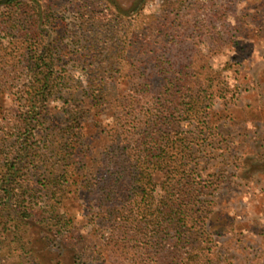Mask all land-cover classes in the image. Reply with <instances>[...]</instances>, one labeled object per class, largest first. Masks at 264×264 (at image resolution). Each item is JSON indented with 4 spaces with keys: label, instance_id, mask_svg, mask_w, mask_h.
<instances>
[{
    "label": "rangeland",
    "instance_id": "obj_1",
    "mask_svg": "<svg viewBox=\"0 0 264 264\" xmlns=\"http://www.w3.org/2000/svg\"><path fill=\"white\" fill-rule=\"evenodd\" d=\"M27 1L42 13L47 4L44 0ZM54 2L57 6L49 10L43 29L46 42L51 41L52 54L61 64L58 70L63 67L71 79L79 81L80 95L88 96L95 80L100 83L96 91L107 97V103L96 104L98 111L94 107L83 120L87 122L84 136L97 151H101L102 140L97 132L114 120H125L126 127L148 126L146 115L158 112L156 105L168 76L180 77L181 71L190 70L193 74L194 65L202 61L215 70L214 87L218 92L205 110L208 115L199 123L180 122L184 137H190L188 153L201 162L204 177L215 173L217 178V185L211 189L215 193L213 212L206 221L208 234L202 237L206 249L197 260L202 264H264V0ZM3 8L0 4V11ZM92 15L106 20L96 24ZM139 62L147 73L155 71L145 93L130 91V69ZM160 62L162 66H156ZM164 65L169 75L160 71ZM6 68L5 73L0 71V78L11 81L7 86L2 84L9 91L4 105L13 107V114L22 118V108L17 109L19 100L12 98H18L29 81L28 69L21 73L10 66ZM129 93L134 95L130 101L133 106L123 101ZM61 102L59 99L52 105L60 107ZM55 113L57 110L49 108L42 111L41 117L49 119ZM203 113L202 110L200 116ZM63 118V113L57 116L59 120ZM44 127L45 122L37 128ZM163 130L154 128L150 132L158 137ZM6 136L0 126V145ZM78 193L82 195L69 194L63 199L62 211L73 218L80 240H60L37 232L33 240L26 241L25 226L21 244L27 243L30 262L26 254L18 253L20 245L13 240L3 247L0 264H163L158 259L155 262L154 249L133 246V240L124 250H104L107 254L99 255L109 230L95 231L89 222L93 213L88 203L91 199L82 188ZM128 196L129 208L136 205V214L134 200L141 203V195L129 191ZM131 234L136 236L134 228ZM189 248L190 245L184 250ZM80 250L83 262L76 258ZM98 250L99 254L94 253Z\"/></svg>",
    "mask_w": 264,
    "mask_h": 264
},
{
    "label": "trees",
    "instance_id": "obj_2",
    "mask_svg": "<svg viewBox=\"0 0 264 264\" xmlns=\"http://www.w3.org/2000/svg\"><path fill=\"white\" fill-rule=\"evenodd\" d=\"M44 1L47 4L42 13L27 0H0L4 6L0 11V71L5 73L7 65L21 73L27 68L29 73L21 95L12 98L19 100L17 109L22 108V118L13 114V107L4 105L9 91L3 86L11 81L0 78V126L7 135L0 145V257L3 247L15 240L21 249L18 253L26 254L30 262L28 245L21 244L25 226L26 241L33 240L37 232L60 240H80L73 218L62 211V203L69 194L82 195L78 193L82 188L91 199V226L95 231L109 230L103 251L94 253L105 256V251L118 252L133 240V246L154 249L155 262L202 264L197 259L206 249L202 237L208 234L206 221L213 212L215 193L211 189L217 178L215 173L204 177L201 162L188 153L190 137H184L180 122L199 123L208 115L205 110L218 92L215 70L202 61L194 65L193 74L190 70L181 71L180 77L168 76L156 105L158 112L146 115L148 126L126 127L125 120H114L97 132L102 135L101 151H97L84 136L87 122L83 120L94 107L97 109L96 104L107 103V97L96 91L100 83L94 80L85 98L78 93L79 81L71 79L63 67L58 70L61 64L52 54L51 41L46 42L43 29L49 10L57 3ZM92 18L94 23L106 20ZM156 66H162L161 62ZM145 69L141 62L132 65L130 91H148L155 71L147 73ZM161 70L169 75L166 65ZM133 96L129 93L123 101L133 106ZM59 99L60 107L53 106ZM49 108L57 113L42 119V111ZM202 110L205 113L200 116ZM61 113L64 118L59 120ZM96 115L98 119L99 112ZM44 122V129L37 128ZM162 127L163 132L153 137L150 130ZM129 191L141 195L142 204L134 200L136 214V205L129 208ZM188 245L189 251H185ZM82 250L76 255L78 262H83Z\"/></svg>",
    "mask_w": 264,
    "mask_h": 264
}]
</instances>
